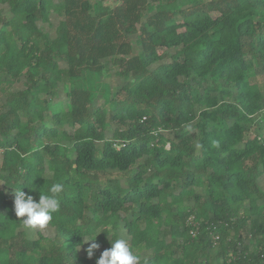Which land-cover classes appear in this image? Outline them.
<instances>
[{"label":"trees","instance_id":"16d2710c","mask_svg":"<svg viewBox=\"0 0 264 264\" xmlns=\"http://www.w3.org/2000/svg\"><path fill=\"white\" fill-rule=\"evenodd\" d=\"M258 74L264 0H0V264H96L121 223L140 264H264ZM53 183L31 238L14 188Z\"/></svg>","mask_w":264,"mask_h":264},{"label":"clouds","instance_id":"9594fccd","mask_svg":"<svg viewBox=\"0 0 264 264\" xmlns=\"http://www.w3.org/2000/svg\"><path fill=\"white\" fill-rule=\"evenodd\" d=\"M62 190V184L53 183L47 192L40 191L37 201L33 195L23 191L21 187L14 188L13 203L15 216L22 218L23 225L28 229H45L53 221L54 214L60 211L59 194ZM100 232L107 233V230H101L93 237L84 238L83 240L84 243L91 241L85 249L89 259L93 258L95 251L101 248L100 243L96 240ZM110 243L111 247L101 252L100 256L96 259V264H140V255L131 248L126 238L121 237L110 241Z\"/></svg>","mask_w":264,"mask_h":264},{"label":"rangeland","instance_id":"374dc122","mask_svg":"<svg viewBox=\"0 0 264 264\" xmlns=\"http://www.w3.org/2000/svg\"><path fill=\"white\" fill-rule=\"evenodd\" d=\"M93 1H96V0H93ZM3 10H4V13H8L7 5H5ZM61 19H62L61 14L60 15H58L56 13L51 14L50 22L44 24V26H43L44 30L48 31L51 28L57 26L59 20H61ZM134 47H135L134 49L137 50V51L141 50L140 46L137 45V44H134ZM104 62H105V65H106L108 70H107V73L101 77V79L109 82L112 85L113 88H115L117 85L121 86L123 84V81L119 77H117V75L115 74L114 67L111 65L110 59H105ZM254 80H256L260 84V87L264 91V77H262V76H260L258 74L257 76L255 75ZM229 100L237 102V99H233L232 98V99H229ZM254 121L257 122L260 125L264 124V109L261 110L258 114H256V116H254ZM193 137L195 138V143H198L199 142V134H198L197 131H193ZM51 174H52V172L49 171L46 174V176H51ZM196 190L198 191L199 188H196ZM27 230H28V234H29V236L31 238H34L36 236V231L37 230H33V229H27ZM200 230H201L200 229V225H198L196 223L195 227L191 230V235L193 237H197V235L199 234ZM53 232H54V230L52 228L51 229H46L44 231V234H46L48 236H53L54 235ZM117 232H118V234L121 237L128 238V235H127V233H126V231H125V229L123 227V223H121V227H120V229ZM243 232L246 233L245 230H243ZM211 237L213 239V244L216 245L218 243V240L220 239V235H216L215 233H212ZM109 238H111V235H109ZM231 238H232V236H231ZM85 239H88V238H85ZM89 243H91V241L87 242L86 245H88ZM239 246H242V244H239ZM81 252L85 253L83 248L81 249ZM101 252L96 254V258H98L100 256Z\"/></svg>","mask_w":264,"mask_h":264}]
</instances>
